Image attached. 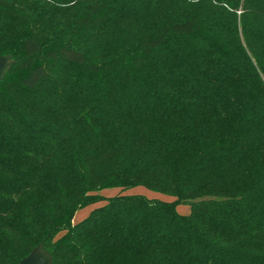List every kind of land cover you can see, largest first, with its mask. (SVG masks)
<instances>
[{"label": "trees", "instance_id": "1", "mask_svg": "<svg viewBox=\"0 0 264 264\" xmlns=\"http://www.w3.org/2000/svg\"><path fill=\"white\" fill-rule=\"evenodd\" d=\"M0 55V264H264V0H0Z\"/></svg>", "mask_w": 264, "mask_h": 264}, {"label": "rangeland", "instance_id": "2", "mask_svg": "<svg viewBox=\"0 0 264 264\" xmlns=\"http://www.w3.org/2000/svg\"><path fill=\"white\" fill-rule=\"evenodd\" d=\"M118 192V189L117 188H106V189H102L100 194H102L104 197H107V196H111V195H114ZM125 192H146L149 193V194H154V195H159L157 193H152L148 190H146L145 188L143 187H132V188H129L127 190H125ZM148 195V194H146ZM151 196V195H149ZM160 196V195H159ZM100 204V201L99 202H95V203H92V204H88V205H85L81 208H79L78 210H76L74 212V215L72 217V222H76L78 220H80L81 218H83L92 208L98 206ZM176 209L179 211V212H182V213H185L188 211V206L187 205H183V204H180L176 207ZM39 251V250H38ZM37 250H35V252H38Z\"/></svg>", "mask_w": 264, "mask_h": 264}, {"label": "water", "instance_id": "3", "mask_svg": "<svg viewBox=\"0 0 264 264\" xmlns=\"http://www.w3.org/2000/svg\"><path fill=\"white\" fill-rule=\"evenodd\" d=\"M12 62L13 60L11 59L10 56L0 55V78L3 76V74L11 65ZM35 250L37 251L39 250V251L35 252ZM17 264H50V257L38 245L31 250L29 255L22 258Z\"/></svg>", "mask_w": 264, "mask_h": 264}]
</instances>
